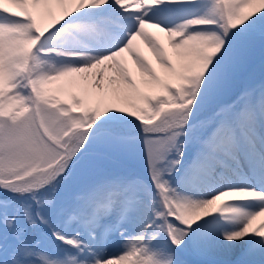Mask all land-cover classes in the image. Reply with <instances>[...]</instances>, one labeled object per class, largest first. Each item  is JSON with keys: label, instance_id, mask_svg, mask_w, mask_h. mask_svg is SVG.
I'll return each instance as SVG.
<instances>
[{"label": "snow or ice", "instance_id": "obj_1", "mask_svg": "<svg viewBox=\"0 0 264 264\" xmlns=\"http://www.w3.org/2000/svg\"><path fill=\"white\" fill-rule=\"evenodd\" d=\"M257 48L264 0H0V264H264Z\"/></svg>", "mask_w": 264, "mask_h": 264}, {"label": "rangeland", "instance_id": "obj_2", "mask_svg": "<svg viewBox=\"0 0 264 264\" xmlns=\"http://www.w3.org/2000/svg\"><path fill=\"white\" fill-rule=\"evenodd\" d=\"M261 80H264V56H262L260 50L257 48L251 57L242 63L237 70L236 86L239 88L253 81L259 83ZM58 87L55 86L54 88L51 86L49 88L53 90L54 94H61L56 93Z\"/></svg>", "mask_w": 264, "mask_h": 264}, {"label": "bare ground", "instance_id": "obj_3", "mask_svg": "<svg viewBox=\"0 0 264 264\" xmlns=\"http://www.w3.org/2000/svg\"><path fill=\"white\" fill-rule=\"evenodd\" d=\"M151 31L155 32V30H151ZM157 35L160 37L161 41L165 44V47L168 49L169 53L172 54L174 62H178L179 58L175 55L174 51L171 49L170 45L168 44L167 37L162 33H157ZM137 44H138L139 48L142 51H144V53L152 61L153 65L157 68V71L161 72V74H162V69L160 68L159 64L156 62L154 55L150 52V50L145 45L144 41L141 39H138ZM125 60L128 63V66L130 67V69L132 70L134 77L137 79V81L139 83L141 81V76H140L138 70L135 68L134 64H132L131 59L127 56V54H125ZM59 83L60 82L54 83L52 85H49V87L53 86L55 88V86H59ZM105 84L107 86V81H105ZM118 86H119L118 84H114L111 87L115 88ZM142 89L145 91L150 90V89L144 87L143 85H142ZM61 95L67 98V91H65L64 93H61ZM262 223H264V217H261L257 221H255L254 227H258Z\"/></svg>", "mask_w": 264, "mask_h": 264}]
</instances>
